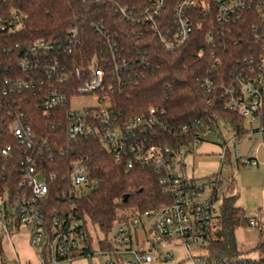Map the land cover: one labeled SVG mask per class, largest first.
<instances>
[{
    "label": "built area",
    "instance_id": "1",
    "mask_svg": "<svg viewBox=\"0 0 264 264\" xmlns=\"http://www.w3.org/2000/svg\"><path fill=\"white\" fill-rule=\"evenodd\" d=\"M109 1L115 4L121 22L132 30L134 36L154 35L161 48L169 54L181 49L197 30H205V41L212 48V78L227 80L220 86L222 98L225 99L224 109L249 118L251 124L264 116V0ZM93 27L110 48L113 69L109 71L105 66L91 65L88 76L80 81L81 86L67 92L56 89L52 84L53 81L60 84L68 82L65 75L53 77L60 68L56 64L53 73L47 77L50 84L45 85L44 81H40V85H44L37 95L41 107L45 113L65 110V133L70 141H96L116 161H125L128 169H132L136 163L154 167L162 173L160 184L164 192L173 197V204L121 223L113 239L117 247H113L108 239L104 241L113 247L110 251H103L100 244V249H94L89 220L82 216L77 206V199L98 189V184L90 180L88 167L81 161L69 162L65 176L69 191L62 192V201L67 207L58 208L52 217H48L46 206L51 182L57 180L59 175H46L38 159H53L45 154L47 144L30 126L16 121L10 126L16 147L9 145L0 150V158L6 162L19 159L21 172L15 184L12 179H6V188L0 186V233L3 235L0 264H22L15 249V238L22 229L27 231L29 245L37 251L42 264L89 260L99 252L101 256H110L107 264H164L171 262L181 250L190 264H236L233 259L207 258L206 247L210 236L220 227V174L200 181L183 173L186 166L184 160L197 153L205 143L201 139L204 135L177 153L168 144H156L160 130H167L160 117L163 111L152 109L145 115L120 118L115 113L111 94L122 92L129 84H137L135 66L141 59L121 52L116 40L118 36L113 38L103 27ZM79 33L77 26L72 27L68 32V42L37 41L31 45L30 52L36 54L53 47L76 46ZM229 48H239L238 54L233 57L231 66L222 69L225 60L220 54ZM204 53L205 49L199 50L200 57ZM101 61L103 63L104 60ZM140 63V68L145 66L144 61ZM31 64L32 61L28 59L20 62L23 68ZM77 76H80L79 72ZM140 76H145V73H140ZM24 87L29 89L28 85ZM202 88L209 93L216 86L214 81L207 79ZM82 96L94 97L98 105L73 110L72 100ZM196 124L199 125V121ZM178 129L184 133L189 127L185 125ZM168 131L173 132L172 129ZM237 140L234 137L221 146V165L228 160L230 144ZM235 158L242 159L241 153L235 152ZM243 165L254 168L259 164L256 159L245 158ZM2 180L5 181V178ZM63 181L66 183V179ZM151 219L154 222L149 228L147 222ZM247 226L262 233L264 219L250 218ZM140 229L143 230L141 237ZM88 240H91L90 244Z\"/></svg>",
    "mask_w": 264,
    "mask_h": 264
},
{
    "label": "trees",
    "instance_id": "2",
    "mask_svg": "<svg viewBox=\"0 0 264 264\" xmlns=\"http://www.w3.org/2000/svg\"><path fill=\"white\" fill-rule=\"evenodd\" d=\"M93 25L103 27L113 38L118 36L116 40L121 52L145 62L141 68V61L135 66L137 84H129L122 92L111 94L112 104L115 113L124 119L145 115L152 109L163 111L160 117L167 130H160L156 144H168L178 153L201 135H204L201 137L203 141L209 142L208 135L216 131L220 121L229 123L238 139L249 130L245 128L244 117L224 109L225 99L220 86L227 80L212 78V48L205 41V30H197L181 49L169 54L161 48L154 35L134 36L132 30L121 22L117 7L109 0H0V150L9 145L16 147L10 128L16 121L30 126L47 144L45 154L53 159L40 158L38 164L47 176L52 173L59 175L51 182L46 206L48 217H52L58 208L67 207L62 201V192L69 191L65 178L69 162H83L90 171V180L98 184V189L77 199L78 210L108 234L117 221L127 223L131 217L170 207L173 197L164 192L160 184L162 173L154 167L136 163L128 169L125 161H116L96 141H70L65 133V110L45 113L41 107L37 95L44 85L41 86L40 81L50 84L47 77L53 73L56 64L60 68L53 77L65 75L68 82L60 84L53 81L52 84L56 89L67 92L81 86L82 79L89 74V66L96 64L109 71L113 69L110 48ZM75 26L80 31L76 46L53 47L36 54L30 52L31 45L37 41L68 42V32ZM200 49H205L203 57L199 56ZM238 50L229 48L220 54L225 60L222 69L231 66ZM24 59L32 61L27 68L20 65ZM141 71L145 76H140ZM207 79L214 81L216 86L209 93L202 88ZM259 121V131L264 130V116ZM185 125H188V131L180 132L178 128ZM170 129L172 133L168 131ZM223 143L224 140L221 146ZM20 175L18 158L9 162L0 158L2 188L7 186L6 179H12L15 184ZM125 196H128L126 202ZM221 201L220 227L210 236L207 258L233 259L236 264H264L263 240L255 248L259 254L257 260L239 259L242 253L237 247L235 229L246 227L248 218L236 206L234 197L225 196ZM2 241L0 233V253ZM90 242L88 240V244ZM99 244L103 251L112 249L104 241Z\"/></svg>",
    "mask_w": 264,
    "mask_h": 264
},
{
    "label": "rangeland",
    "instance_id": "3",
    "mask_svg": "<svg viewBox=\"0 0 264 264\" xmlns=\"http://www.w3.org/2000/svg\"><path fill=\"white\" fill-rule=\"evenodd\" d=\"M97 105L98 102H96V99L91 96H82L74 98L72 100L73 110H83L85 107H92ZM244 125L245 128L249 130V132L242 138H239L236 142L230 144L228 160L223 164L220 174L222 183L219 190V197L220 200H222L225 196L234 197L236 199V206L245 211L246 217H248L249 219H257L258 214L260 213V208L262 207V202H264V130L259 131L261 126V122L259 120L254 124H251V121L248 118L246 119ZM234 137H236V134L232 126L227 122L220 121L219 127L216 129V131L211 132L208 135V140L209 143L215 144L216 142H218L221 145L222 140L229 143ZM207 145H209L207 147H213V145ZM202 147L204 146L199 147L198 150H203L206 148ZM237 151L241 153L242 159L238 160L235 158V152ZM191 156L196 159L198 157L196 152ZM247 157L256 159L259 165L254 168H246L243 163L245 162V158ZM197 160L199 162V159ZM202 161L210 164L221 163V158L214 153L211 156L201 157L200 162ZM196 167H199V165L197 164ZM176 172L179 173V169H177ZM153 222L154 219L149 220L147 222V227L150 228ZM121 223L122 221H117L113 225L111 231L106 234L99 230L96 226H94L91 221H88L89 233L93 239L94 249H100L99 242L106 241V239H108V242L113 244V247H117V244L113 242V239L116 236L118 226ZM21 234L22 242H20V239L18 241V237L15 238V249L16 246L18 247V242H20V257L23 259L25 255L30 261L33 262V252L36 253L37 251L28 248L27 231L25 229H22ZM142 235L143 230L140 229L139 236L141 237ZM235 236L237 247L242 253L240 258L242 259V257H247L257 260L259 258V254L255 251V248L260 244L262 240L264 241V232L260 233L259 231L248 226H240L235 229ZM20 246L21 248H24V252L21 251ZM113 247L111 246V248ZM99 253L93 255V259H89V264H107V262L110 260V256H101L102 254L100 255ZM39 262L40 264H42L41 261ZM154 264L160 263L155 262ZM164 264H190V261L187 260V255L183 252V250H181L177 256H174V259L171 262H167Z\"/></svg>",
    "mask_w": 264,
    "mask_h": 264
},
{
    "label": "crops",
    "instance_id": "4",
    "mask_svg": "<svg viewBox=\"0 0 264 264\" xmlns=\"http://www.w3.org/2000/svg\"><path fill=\"white\" fill-rule=\"evenodd\" d=\"M207 144L213 145L214 148L213 147H207V146H209ZM201 146H204L206 148L203 150L197 151V156H198L197 159H199V162L193 156L186 157V159L184 160V163L186 166L184 167L183 173L189 177L195 178L196 180L203 181L205 178H209L211 176L221 174L223 165H221V163L210 164V163H206L203 161L200 162L201 157H203V156H205V157L211 156L214 153L217 154L218 156H220L221 145L218 142H216L215 144L205 142ZM204 147H202V148H204ZM206 150H207V152H206ZM247 158L249 159V157H247ZM197 164L199 165V167H196ZM263 191H264V189H263ZM244 213H245V211H244ZM257 218L264 219V202H262V207L260 208V213L258 214ZM21 238H22V235L18 236V238H17L18 241H19V239L21 240ZM20 242H22V240ZM20 242H18V247L16 246V250L18 252V255L20 254V250H19V245H21ZM27 246H28V248H30L32 250V247L29 245L28 239H27ZM20 249L22 252H24L23 247L21 248V246H20ZM33 255H34V261L33 262L30 261L25 255H24L23 259L19 255L22 264H40V262H39L40 260L38 259L35 252H33ZM62 264H89V260H83L82 259V260H77L74 263H62Z\"/></svg>",
    "mask_w": 264,
    "mask_h": 264
},
{
    "label": "water",
    "instance_id": "5",
    "mask_svg": "<svg viewBox=\"0 0 264 264\" xmlns=\"http://www.w3.org/2000/svg\"><path fill=\"white\" fill-rule=\"evenodd\" d=\"M127 199H128V196H125V197H124V201L126 202V201H127Z\"/></svg>",
    "mask_w": 264,
    "mask_h": 264
}]
</instances>
